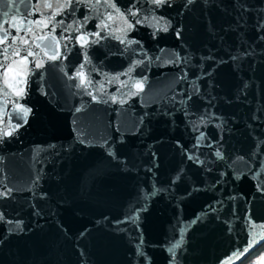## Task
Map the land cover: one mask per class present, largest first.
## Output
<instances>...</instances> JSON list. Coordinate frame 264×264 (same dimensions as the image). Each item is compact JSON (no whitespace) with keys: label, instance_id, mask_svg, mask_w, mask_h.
Segmentation results:
<instances>
[{"label":"water","instance_id":"1","mask_svg":"<svg viewBox=\"0 0 264 264\" xmlns=\"http://www.w3.org/2000/svg\"><path fill=\"white\" fill-rule=\"evenodd\" d=\"M112 2L132 29L105 0L74 2L59 45L36 41L58 59L33 47L43 67L0 75V129L22 125L0 138V264L247 263L264 250L258 238L234 258L264 225V0ZM36 3L0 0V21ZM85 53L87 90L73 78Z\"/></svg>","mask_w":264,"mask_h":264},{"label":"snow or ice","instance_id":"2","mask_svg":"<svg viewBox=\"0 0 264 264\" xmlns=\"http://www.w3.org/2000/svg\"><path fill=\"white\" fill-rule=\"evenodd\" d=\"M28 2L30 3L31 0H28ZM74 2L77 5L81 3H88L93 8H95L97 5L100 4V0H96L95 5L92 4V0H63V2H61V0H57L56 5H53V3L51 2H47V0H45V2L43 3H41L40 0H37V3L33 5L30 10L21 12L20 9L17 8V13L15 15H12L10 18H9L8 12H4L3 15L5 19L0 21V33H2L0 34V46H2L0 47V68H3L4 71L0 75L7 77L9 72L13 71L15 66L18 65L20 62L27 63L28 57H33V60L31 62L34 63L35 67L37 68L43 67L42 60L37 59L39 53L33 52V47L36 49H40L41 52H44L48 56L49 60L58 59L61 55V53L58 50L54 54H48L46 51V48L42 47V45L36 41L38 40L42 41V40H45L51 37V40L55 41L57 46L59 45L60 43L59 40H57V38L54 35H52L56 30V26L54 23L55 18L58 15H62L63 12L69 8H72L74 12L75 11V8L73 7ZM150 2L156 6H161V5L168 3L169 0H150ZM192 2L193 0H186L187 4H191ZM20 3L22 4L25 3V0H20ZM105 3L108 8H111L115 13H117V15L126 25V28L120 29V31L126 32L132 29L133 24L129 23L127 16H125V14L120 11V9L116 6L114 2H112V0H105ZM135 8H136V5L135 3H133L132 5H130L129 9L127 10L129 15H131L132 17L139 16L138 10H135V11L133 10ZM48 9H52L53 11L51 12V15L45 16L44 10H48ZM37 14L40 15V19H37V20L31 19L32 16L37 15ZM112 19H113L112 13L111 12L107 13V16L101 19L100 25H98V27H100L101 30L107 29L108 28L107 21L112 20ZM87 20H88V17L85 16L84 17L85 24ZM42 22L44 24V27H48L49 24H53V27L51 28L50 32H46V33H43L42 35H38L37 31L42 32V29H37V31H34V28L41 25ZM58 23L60 25H63L64 22L63 20H61ZM135 23L140 24L141 21L139 19H136ZM5 25H7V27H5ZM83 26L84 24L78 23V26L75 28V31L79 32L80 28ZM71 28H72V25L70 24L67 26V28H65V31ZM13 30L15 31V35H13ZM163 30L167 31V27H165ZM21 32H23L24 35H20ZM29 34H31V41H32L31 44L29 43V40L26 39V37H28ZM110 34L114 35V33H110ZM88 36H94L96 38V41L101 39V35L99 31L94 32V33H87L86 35L81 34L80 36L77 37V39L81 42V47L86 48L88 46V43H89L88 38H87ZM9 38H11V43H9ZM116 38L120 39L121 43L124 42V39L122 37H116ZM69 39H71L70 36H69ZM17 41H19V44L17 43ZM96 41H93V42H96ZM130 43H135V41H132ZM24 45H27V47L23 48L25 55L21 56V51H22L21 46H24ZM16 57H19V60H17ZM87 63H89V60L87 57V53H85L84 63L80 65V69L77 71L76 77H73V78L80 79V84L78 85V87H81L85 90L91 87V81L86 80V77L84 76V67H85V64ZM137 63H141V62L138 61ZM132 70L133 69L130 67L128 72L122 73V75H130ZM113 79L118 80L119 77L117 76V77H114ZM5 84H7L6 79H5ZM135 87L138 89V91H143V81H140V80L136 81ZM135 94H138V93H129V95H135ZM19 95H22V90L19 93ZM89 95H91V93H89ZM5 96H7V93H5ZM190 98L191 97H189V99ZM93 99L95 100L96 97L93 96ZM112 101L114 103L117 102V98L113 96ZM120 102L122 103L123 101H120ZM17 107H21V106L17 104ZM21 110L23 112V116L20 118L23 119L24 123H27V116L31 112V109L26 108V107H21ZM77 111H79V109H77ZM20 127H22V125L19 123L16 125H12L11 123H9L8 130L5 131V130L0 129V138L4 136L12 135L15 131H18ZM216 156L218 158H222V153L217 151ZM191 158L192 157L189 156V159ZM9 194H10V190L7 192H0V197H6ZM0 221H4L9 224L12 223L11 221H5V217L3 213H0ZM195 222L196 221L193 220V223ZM16 227L19 228V223H17ZM252 227L255 228L256 226L252 225ZM260 228H261V231L259 233H257L256 231H253L250 234L251 238L249 239L248 245L244 249L240 250L238 253L234 255L235 259H239L240 256L247 253L249 249L253 246V244L257 241L258 238L264 239V225H261ZM138 254H142V253L138 252Z\"/></svg>","mask_w":264,"mask_h":264},{"label":"trees","instance_id":"3","mask_svg":"<svg viewBox=\"0 0 264 264\" xmlns=\"http://www.w3.org/2000/svg\"><path fill=\"white\" fill-rule=\"evenodd\" d=\"M246 264H264V250L258 256L251 259Z\"/></svg>","mask_w":264,"mask_h":264}]
</instances>
